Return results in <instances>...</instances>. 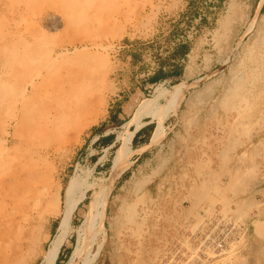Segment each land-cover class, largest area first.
Here are the masks:
<instances>
[{"label":"rangeland","instance_id":"rangeland-1","mask_svg":"<svg viewBox=\"0 0 264 264\" xmlns=\"http://www.w3.org/2000/svg\"><path fill=\"white\" fill-rule=\"evenodd\" d=\"M263 51L264 0H0V186L25 167L39 173L40 189L53 177L64 187L78 165L87 181L109 183L123 125L159 84L182 85L180 102L162 97L157 114L139 119L154 131L149 145L133 139L131 164L112 183L102 250L100 235L75 255L87 197L61 264H264ZM161 67L175 75L154 83ZM165 182L175 186L157 193ZM13 194L0 195V215ZM61 208L36 212L50 210L31 258L4 230L0 264H43ZM203 210L243 227L231 251L209 260L193 244Z\"/></svg>","mask_w":264,"mask_h":264},{"label":"bare ground","instance_id":"bare-ground-1","mask_svg":"<svg viewBox=\"0 0 264 264\" xmlns=\"http://www.w3.org/2000/svg\"><path fill=\"white\" fill-rule=\"evenodd\" d=\"M234 3H236V2H234ZM262 5H260L257 12H259L261 10ZM231 6H232L231 7L232 9L235 8L234 4H232ZM237 6H239V5H237ZM255 60H256V58H255ZM73 83H75V82H73ZM181 89H183L182 85L181 86H178V85L172 86L170 89H167V88H165L159 84L157 89H155L156 94L153 95L154 97L150 100L143 102L138 109L136 117L133 120L126 122L123 125V131H121L117 136V142H119L120 145H119L118 149L116 150V153L113 157L112 164L110 167L111 168V175H110V179H108L109 183H107V184H105V183L103 184L100 182L97 183L96 181L95 182L94 181L93 182L87 181V177H88V175L91 174V172L88 169H86L87 171H85L84 170L85 168H82L80 165H78L76 167L74 173L71 175L67 184L64 187H63L62 183H60L58 185L54 184L53 181H51L54 178L53 177L51 180L48 181L47 186H44L42 189H40V186H41L43 181H40V179L37 177V175H36L37 172L33 173L32 170H30L29 168L26 169L25 167H21V169L15 168V170L11 174L10 178L3 184L2 187L0 186L1 187L0 188L1 194L4 193L5 196H8V194L14 192V194L11 195L12 202H6V204L10 207L9 211L6 212L5 214L0 215V234H5L4 230H6L8 233L6 235L7 237H9L8 235L15 234L14 236L16 237V245L21 248V251H23L26 259L33 257V255H35L37 253V250L40 246V243L42 242L41 233H42V230L46 226V220H47L45 212L50 211V210L47 209V210L39 211L38 216H35L36 212L38 210H40L39 208L41 205L52 207L53 208L52 210H55L60 205V202L62 201V208L60 210V219H59L58 226L56 228V232L51 237V239L48 243V246H47V248L43 254V264H56L60 250H61L62 246L64 245V243L66 242L68 235L72 231V224H73L72 220L74 218L75 212H76L77 208L79 207V205L88 197L89 202L87 203V208H88L87 215L84 218L82 224L79 226L78 230L76 231L78 233V239L76 241L77 243L75 244L76 245L75 246L76 247L75 255H80V253L84 250H90L96 244V241L99 238V236L103 235L104 236L103 239L101 240L100 243L97 244L98 246H96L97 247V253H99L103 248L104 240H105V232H104L103 227H104L105 217L107 214L108 199H109V196L112 192V183L116 179L120 178L124 174V172L127 170L128 166L131 164V161H129V158L134 153V149L132 148L133 139H134L136 133L142 127L140 125L142 123L139 122V119L142 115L147 113L146 112L147 110H148V112L152 113L153 115L157 114V112L160 109L159 101L162 97H168V99L177 97L178 101L180 102L183 98V95L181 93ZM174 92H177V94H176L177 96L175 95ZM192 102H196V101L195 100H192L191 102L189 101L188 104L192 103ZM87 105H89V104H87ZM175 111H176V109H175ZM157 118H159V119L157 120L156 130H155V132L153 134V138H152V141H154V142L157 141L161 135V126L163 123V118H160V117H157ZM64 120H66V119H64ZM77 123H78V121H77ZM132 125L135 126L134 129H131ZM57 128L59 129V127H57ZM60 131H58V132H60ZM62 133H61V135H62ZM63 136H64V134H63ZM64 140H65V138H64ZM36 150H38V149H36ZM33 153H35V152H33ZM38 156H40V155H38ZM35 159H37V158H34V161H35ZM42 160H44V159H41L40 161H42ZM46 161H47V159H46ZM41 163L43 164V162H41ZM44 164H46V163H44ZM20 165H21V163H20ZM26 165H28V164L26 163ZM49 167H51V166H49ZM53 167H54V165H53ZM34 169H35V167H34ZM46 169H48V168H46ZM37 174H39V173H37ZM44 176H46V175H44ZM45 180H46V177H45ZM90 191H93V194L91 196H88ZM1 196H3V195H1ZM127 207H128V205H127ZM133 210L135 211V209H133ZM53 212L54 211H52L51 213H53ZM5 218H6V222L4 225H2V222ZM128 226H129V224H128ZM12 232H14V233H12ZM46 238H48V237H46ZM2 240H3V237H2ZM8 241H6V243H8ZM13 242H15V241H13Z\"/></svg>","mask_w":264,"mask_h":264},{"label":"built area","instance_id":"built-area-1","mask_svg":"<svg viewBox=\"0 0 264 264\" xmlns=\"http://www.w3.org/2000/svg\"><path fill=\"white\" fill-rule=\"evenodd\" d=\"M172 188L168 186L162 193H170ZM203 212L207 216L205 230H199L200 236H195L193 244L197 246V259L203 257L209 260L231 251L233 244L241 241L243 227L224 217V214L218 210H215L210 217L206 211Z\"/></svg>","mask_w":264,"mask_h":264},{"label":"trees","instance_id":"trees-1","mask_svg":"<svg viewBox=\"0 0 264 264\" xmlns=\"http://www.w3.org/2000/svg\"><path fill=\"white\" fill-rule=\"evenodd\" d=\"M188 50H189V49H188V46H186V45H181V46H179V48L177 49V52H179L180 55H181L182 57H184V56H186ZM182 70H183L182 67L179 68L178 73H180ZM173 73H174V72H173ZM174 75H175V74L165 72V71H164V68L161 67L159 70H157V71L155 72L154 76H152L150 79H151L154 83H157V82H159V81L165 80L166 78L171 77V76H174ZM154 127H155V126H153L152 124H150V125H147V126H145L144 128H142L140 131L137 132V134H136V136H135V138H134V142L136 143V142H138V141H141V142L144 141L145 143H148V142L150 141V138H151L152 133H153V131H154ZM146 133H148V135H147ZM142 134L147 135V137H145L143 140H140L139 137H140ZM113 138H114V136H112V137L110 138V142H109L110 144H112V143L114 142V139H113ZM61 262H62V254L59 255L56 264H61Z\"/></svg>","mask_w":264,"mask_h":264},{"label":"crops","instance_id":"crops-1","mask_svg":"<svg viewBox=\"0 0 264 264\" xmlns=\"http://www.w3.org/2000/svg\"><path fill=\"white\" fill-rule=\"evenodd\" d=\"M141 130V129H140ZM139 130V131H140ZM137 134V133H136ZM136 136V135H135ZM145 138V134H142L140 137H139V139L140 140H143ZM148 143H150V141L148 142ZM148 143H145L144 141H142L141 142V145L143 146V145H145V144H148ZM149 145V144H148ZM167 183L170 185V187H173V186H175V184H173V183H169V182H165L162 186H161V183L157 186V188H156V192L157 193H159V192H162L163 190H164V188H166L167 186ZM149 192H151V190H149Z\"/></svg>","mask_w":264,"mask_h":264}]
</instances>
